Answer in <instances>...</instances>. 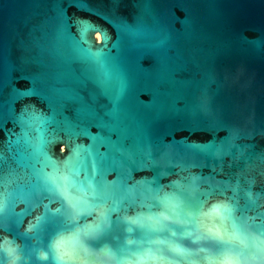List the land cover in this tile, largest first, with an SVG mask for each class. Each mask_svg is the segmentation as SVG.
Instances as JSON below:
<instances>
[{
	"label": "water",
	"instance_id": "95a60500",
	"mask_svg": "<svg viewBox=\"0 0 264 264\" xmlns=\"http://www.w3.org/2000/svg\"><path fill=\"white\" fill-rule=\"evenodd\" d=\"M0 206V264H258L264 0H0Z\"/></svg>",
	"mask_w": 264,
	"mask_h": 264
},
{
	"label": "clouds",
	"instance_id": "9594fccd",
	"mask_svg": "<svg viewBox=\"0 0 264 264\" xmlns=\"http://www.w3.org/2000/svg\"><path fill=\"white\" fill-rule=\"evenodd\" d=\"M61 150L63 151V146ZM217 206H222V205H215L214 209ZM3 211H4L3 206H0V213H3ZM102 216L103 213H101V217ZM65 218L67 219V217ZM217 218L222 219L223 217H221V215L216 214L215 212L214 215H209L208 213H204L200 215V217L195 223H192L191 221H181V223L188 224L191 227V229L197 233L198 239H204L206 241H211L213 243L223 242L225 240L231 243L232 241L236 240L237 237L235 233H233L231 236L227 238L225 237L224 232L217 223ZM6 227H8L7 218L6 217L0 218V228H6ZM59 237L60 234L58 233L57 237H55L53 240V247L56 252V256L54 257V264H68L67 257L69 253L65 252L63 250V247H60L59 249L56 247L57 243L62 239ZM257 239L260 241L259 244L255 245V249L258 255H253L251 257V260L254 262H258V264H264V234L259 235ZM205 251L210 252L211 247L205 249ZM11 264H14V261L11 262ZM139 264H148V260L142 259L139 262ZM204 264H246V261L242 259L241 254L238 251H234L230 248L222 260H217L212 255H209L206 257Z\"/></svg>",
	"mask_w": 264,
	"mask_h": 264
},
{
	"label": "snow or ice",
	"instance_id": "6c2138e0",
	"mask_svg": "<svg viewBox=\"0 0 264 264\" xmlns=\"http://www.w3.org/2000/svg\"><path fill=\"white\" fill-rule=\"evenodd\" d=\"M37 149L40 150V145L38 144L37 145ZM67 147H63V151L67 152ZM77 155H79V153H77ZM63 179L65 181H68L69 180V177L65 176L63 177ZM79 191L81 193H88L89 191H91L93 194L95 193L96 191V187L94 185V183H92L91 181H89L88 183V186L87 187H84V186H80L79 188ZM65 195L66 197L68 196V193L65 192ZM129 195H134V193L129 190ZM80 203H83V204H87V200L86 199H83V198H79L78 201H77V204H80ZM119 203L120 201L117 200L115 201V205L116 207L113 208V211H116L119 207ZM172 203L171 201L168 202L169 206H172ZM73 207H76V205H74ZM214 212L218 215H221V216H228L231 214V209H229L227 206H217L215 209H214ZM125 222H130V223H141L140 219L138 218L137 220H132V221H128L127 218H125ZM111 226V220L109 217L107 216H104L102 217L101 221L95 226V228L93 230H91L90 232L88 233H85L86 236H89V237H93L99 233H102L103 231H105L107 228H109ZM72 239L74 241H77V242H82L81 240V237H80V233L79 232H76L73 234V237ZM64 241L63 239H61V241H59L56 245V247L59 249L60 247H62Z\"/></svg>",
	"mask_w": 264,
	"mask_h": 264
}]
</instances>
